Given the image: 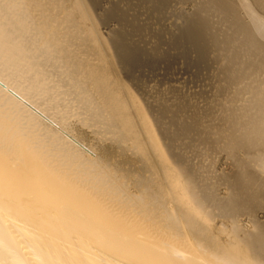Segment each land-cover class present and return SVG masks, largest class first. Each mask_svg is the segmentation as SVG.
Returning <instances> with one entry per match:
<instances>
[{
	"label": "bare ground",
	"instance_id": "bare-ground-1",
	"mask_svg": "<svg viewBox=\"0 0 264 264\" xmlns=\"http://www.w3.org/2000/svg\"><path fill=\"white\" fill-rule=\"evenodd\" d=\"M0 264H264V0H0Z\"/></svg>",
	"mask_w": 264,
	"mask_h": 264
},
{
	"label": "rangeland",
	"instance_id": "rangeland-1",
	"mask_svg": "<svg viewBox=\"0 0 264 264\" xmlns=\"http://www.w3.org/2000/svg\"><path fill=\"white\" fill-rule=\"evenodd\" d=\"M101 32H103V28L102 30H100ZM101 50H102V56H104L105 60H106V64L109 68V72L111 74V77L114 80L117 81H122L124 78V74H122V72L120 70H118L110 61V57L107 53V51L102 47L101 45ZM105 53V54H104ZM104 54V55H103ZM176 68L174 69V72H167L165 70H163V68H158V70H154L153 71V76L152 73H146V76L150 79L154 78V77H161L163 76V78H165V80L169 83H173V81L179 79L182 80L183 78H187L189 75V71L187 69V67L185 66H181L180 64H175ZM187 69V70H186ZM176 70V71H175ZM164 71V72H163ZM188 71V72H187ZM156 74H155V73ZM167 72V73H166ZM164 73V74H163ZM174 73V74H173ZM176 73V74H175ZM178 73V74H177ZM188 73V74H187ZM159 74V76H158ZM167 74V75H165ZM171 74V75H170ZM169 75V76H168ZM175 75V76H174ZM177 76V77H176ZM123 77V78H122ZM174 77V78H173ZM81 130L82 131H86L87 135L89 136L90 140L93 141V134L91 131L87 130V128L84 125H80ZM92 146L89 148V151H91L92 153L94 152H101L103 153L106 157H108L111 161L115 162V164H117V166H119V168H124V167H128L131 169V171H133L134 173L138 174L141 171L140 165L138 164L137 161H135V157L128 152H123L121 154L117 153L114 149H113V143L109 142V141H103V142H99L98 144H95V141L93 142V144H91ZM145 147H146V151L147 153L150 155L151 154V149L150 147L145 143ZM132 159L135 161H132ZM150 161L155 164L154 160L152 158H150ZM222 162H219L218 160L215 163L216 167H224L227 168V166L225 165L226 163H224V166L222 165ZM155 171L157 172L158 175H160L159 173V168L157 167V165L155 164ZM228 171V170H227ZM164 205L168 206V208L170 209L171 206L173 205L172 202L170 200H166Z\"/></svg>",
	"mask_w": 264,
	"mask_h": 264
}]
</instances>
